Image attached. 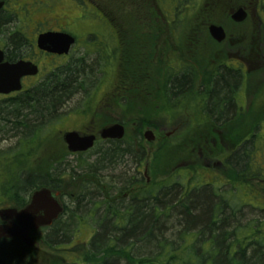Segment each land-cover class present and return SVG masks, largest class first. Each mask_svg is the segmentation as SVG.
Returning <instances> with one entry per match:
<instances>
[{
	"label": "trees",
	"instance_id": "obj_1",
	"mask_svg": "<svg viewBox=\"0 0 264 264\" xmlns=\"http://www.w3.org/2000/svg\"><path fill=\"white\" fill-rule=\"evenodd\" d=\"M4 1L8 4L10 0ZM99 9L96 13H101L99 15H103L107 22L102 26L94 25L93 31H105V24H110L112 32L115 29L112 13L102 5ZM147 9L145 11L144 8L143 11L148 18ZM153 16H157L155 8L151 15L153 27L162 29L160 25L155 26L157 23L153 21ZM14 17L16 18V14L2 17L1 21L6 24ZM203 17L204 20L196 21L185 31H204L199 26L214 22L206 20L213 19V16ZM255 27L253 30H256ZM163 28L170 31L166 25ZM173 28L177 30L178 26L174 25ZM154 31L155 34H149L146 38L136 31L122 34L118 86L119 90L126 93L122 99L123 108L128 111L136 109L142 114L141 111H146L150 104L161 101L172 116L171 124L175 130L185 123L186 116L191 113L195 122L194 129H202L206 123L224 129L227 116L234 109L230 97L238 76L228 71L221 72L213 85L206 71L193 70L187 61H184V74H180L178 43L176 47L174 44L167 46V39L164 38L158 49L160 39L158 40L157 35L162 33ZM128 33L132 36H127ZM14 41L18 44L20 38L16 36ZM184 58L193 61L186 54ZM108 60L106 55L105 66L109 64ZM52 69L47 78L26 87L0 104V129L10 127L16 132L13 134L19 135L15 146L0 149V207L20 208L29 202L30 195L37 189L49 187L65 192L68 186L62 177H58L62 175L53 176L70 153L58 130L50 131L49 126L60 119L61 109L79 91L87 88L84 77L87 66L80 59L76 65L69 63ZM260 93L264 95V86ZM140 96L145 101L139 100ZM262 102L264 101L260 103ZM189 111L191 112L188 113ZM140 114L136 118L134 144L131 145L136 147V157L141 163L146 156L142 147L145 128L158 130L161 126L155 120L141 117ZM48 121L50 124H47ZM108 121L116 120L107 119L106 122ZM122 122L126 125L125 121ZM189 122L192 123L193 120ZM263 122L264 105L260 106V127ZM188 127L191 128L192 124H188ZM121 142L109 141V147L101 149L100 166L103 167L104 162L105 166L128 162L125 157L130 156L131 149L123 148ZM175 145L171 138L162 134L151 153V160L149 157L146 164L147 172H151L153 180L145 182L143 178L139 179L134 175L136 179L130 186L133 188L132 196L128 201L121 197L119 209L112 196L108 198L105 194L113 191L99 192L102 181L97 172L80 173L73 171L74 166L72 167L67 176L80 186L77 207L86 203L92 207L88 214L92 224L88 223L87 217H75L78 230L87 224L96 227L88 251L82 253L81 258L76 259L73 264H264V220L253 219L244 224L239 217L246 204H255L243 201L241 197L244 192L261 198L260 205L255 204V207L264 213V185L261 184L264 174L261 169L260 193L256 186L252 187L259 175H253L250 167L240 177L232 173L233 186L225 189L217 186L216 180L209 182L200 179L196 170H180ZM202 145L204 151L209 147L207 141ZM140 147L142 149L137 152ZM244 154L245 149L238 151L234 155L235 161L243 162ZM220 157L223 158V155ZM100 166L97 164L96 170ZM233 181H237L239 185ZM87 187L92 189L89 193L84 192L85 189L88 190ZM126 190L127 188H122L121 192ZM94 198L99 200L95 201ZM236 200L239 202L234 204ZM72 235L67 232L60 234L54 229L49 245L54 248L67 237H73ZM26 249L29 248L18 239H0V264H31L35 252L30 249L27 256ZM55 262L65 264L59 259Z\"/></svg>",
	"mask_w": 264,
	"mask_h": 264
},
{
	"label": "rangeland",
	"instance_id": "obj_2",
	"mask_svg": "<svg viewBox=\"0 0 264 264\" xmlns=\"http://www.w3.org/2000/svg\"><path fill=\"white\" fill-rule=\"evenodd\" d=\"M193 1L194 3L191 2V4H194L195 6H198L200 4V0ZM95 2H97L99 5L107 7L112 13V24L115 27V29H113L115 32L117 31L118 40L116 39V35H114L113 33L106 35L104 37V40L105 43L108 44H104L102 46L104 48V52L102 53H100L96 49L91 50L87 48L83 43V39H81L79 43H77V45L73 48L71 52V58L69 59L70 56L67 57V63H73L76 65L78 63V59L84 57L83 64L87 66V69L84 73L87 88L81 92L79 91V93H77L71 99L70 103L61 109L60 119L57 120L56 123H52L53 125L51 124L49 126V130H58L57 132L61 136V139L63 141V133L65 131H76L78 128H83L86 123L90 122L92 112L96 111L97 107H99L101 111L102 109H104V113L103 122L98 120L100 121L97 122L98 124L104 125V123H107V119L125 121L128 135L124 139V141L121 142V146L123 148L129 147L131 149V154L133 155V157H125L128 162L119 163V165L117 166H105L104 162L102 163V167L99 164V161H101L102 157L100 151L101 149L108 148L109 145H107L108 142L101 141L97 146H95L86 154L79 153L75 155H67L65 162L58 167V170L56 172H54V174L56 173V175H54L53 177L62 175L58 177H62L66 181V185H68L66 186L65 193H63V201L66 204L67 210L62 215L60 220L56 223L54 228L45 230L44 234L49 236L53 233L54 229H56V231H59L60 234H65L66 232L67 234H73L72 238L75 243L70 246V259L72 260L70 261L71 264H73L76 259L81 258L82 253L86 251L84 244L79 245V242L77 241H91L90 239H92L94 234L96 233V227L92 226V228L89 226V224L82 226L81 230H78L75 217H77V215V218L87 217L88 223L92 224V219L88 215L89 213H91L92 207L89 205V203L83 204L80 208L77 207L78 196L80 197V186L77 181H73L71 177L67 176L72 171L71 169L73 166V171L75 170L80 173L84 171L97 172L98 178L102 181L101 189L99 191L100 193L106 191H115L117 182L120 184V186H123L125 183H128L129 179L134 175H136V177H138L139 179L143 178L145 182H148L147 178L151 181L153 180V177H151V172H149L147 175L145 174L146 161L149 157V160H151V153L153 152L154 148H156V144L159 143V139L162 135L161 131L159 130L164 128L163 132L165 133H163V135L170 134V136L167 137L171 138V140L176 144L174 146V150L178 152V154H176V159L179 162L178 166L180 170H196L195 173H199L200 179L209 180V182H211V180H216L217 186H222L225 189L230 188V181L228 180L226 173L227 171L224 167L225 160L220 157L221 155L225 156L226 153V148L223 147L224 144L222 146V141H225V130L216 129V127H214L211 123H206L204 126H202V129H194L195 122L193 119V114L191 113L190 115L188 114L186 116L185 119L187 120L185 121V123L182 124V126L178 130L174 131L171 124L172 116L170 115V112L166 108L164 103L161 101H156L154 104H150L146 111H141L142 114H140V112L136 109H131L130 111L125 110L122 106V102H124L122 99L126 95V93H124L122 89L119 90L118 86V78L120 73L119 45L123 36L122 34L128 31H136L139 32L140 34H138L142 35L143 38H146L149 34H155L154 30H156L162 33L160 35H157L158 40L160 39L158 41V49L161 47L162 40L164 38L167 39V46L169 44H174L175 47L178 45L177 43L180 44V41H176L179 39H173L171 37V29L170 31H168L163 28L162 23L157 19L159 18V14H157V16H153V21L157 23V25L155 26L160 25L162 29L153 27V23H150L149 19L143 11L144 8L146 11V8L148 7L146 4L147 2H149L148 0H95ZM54 3H56L55 0H10L8 5H6V7L1 12V16L3 18H7L9 15L12 16V14H16V18L14 17V19H12L9 23L4 24V28L2 30L3 34L18 32L20 30L24 32H32L36 23L35 21H37L38 19L44 18V20L42 21H49V17H44V10L51 11L52 9H54ZM186 6V2L182 1L179 8V12L186 10L187 12H185V16H188L190 19L189 20L185 17V20L183 21V25L181 27L182 31L189 29L196 22V19H193L194 14L190 13V7ZM92 10L93 9H90V11ZM98 14L100 13L98 12ZM49 16L51 15L49 14ZM105 28L107 29L105 30L106 32H110L111 25L105 24ZM93 29H95L94 25L88 24L82 28L80 27L73 30L82 33V31H93ZM250 29L252 30L249 31H255L253 30V28ZM127 36H132V34L128 33ZM116 44H118V47L114 46ZM28 48L29 47H25L26 50ZM103 55L108 56L109 64L107 66H105L106 63L104 62ZM171 58L175 59V57L172 55ZM59 60H63L62 63L66 62V60L64 59ZM43 69L45 70L40 77H43L46 74V71H48L45 67H43ZM36 80L37 79L31 80L26 83L31 86ZM114 89L116 94H119L118 96H112ZM102 94L104 95V101H100V98L103 96ZM260 97H262L261 93ZM139 100L145 101V99H143V96H140ZM7 101L8 100H4L2 97H0V104ZM261 101H264V99L260 100V102ZM98 102H100L99 105ZM116 102L119 105L112 106L113 104H116ZM263 105L264 104L260 106ZM190 112L191 111H189L188 113ZM139 114L141 117L146 116V118L150 120H155L157 123H159L158 125L161 126L158 130L153 129L155 134L157 135L154 142L150 144L146 140L142 142V147L146 152V156L141 163L139 162V158L136 157V147L133 148L131 145L134 144L133 138L136 131V118ZM191 119L194 123L189 122V120ZM47 124H50V121H48ZM188 124H192V127L189 128ZM13 133L16 132L13 131L10 127H7L6 129H0V149H7L17 144L19 135ZM205 134H207V136H204ZM192 141L194 142L192 143ZM206 141L209 143V147L204 151L202 144ZM259 143L260 152L255 155V160L259 164L261 172L264 174V122L261 123L260 127ZM139 149L141 150L142 148H138L137 152H139ZM97 164L100 166L99 170H96ZM126 165L127 168H125ZM253 168L255 169V166ZM234 177L237 176L234 175ZM240 181H242V179H240ZM236 184L239 185L238 182ZM261 184L264 185V181H261ZM258 185L259 184L257 181H254L252 183V187L256 186L258 192L260 193L261 188ZM87 189L88 190L85 189L84 192L89 193L92 190L90 187H87ZM28 195L29 194H27V196ZM254 196L255 195L250 192H244L242 193L241 198L243 199V201H245V203H255L257 205H260L259 202L261 203V198H255ZM94 200L98 201L99 198H94ZM128 200L129 198L127 199V201ZM237 202L239 201H234V204H237ZM255 204L254 206L246 204L244 206L245 208L243 209V213H240L239 217L242 218L244 224L248 221H252L253 219L264 220V213H261L260 209L255 207ZM51 248L52 247H49V249H45L47 252H42V254H40L38 258L35 257L34 261L31 264H55L56 259H54L53 257H47L48 252H50L49 250ZM65 249H67V246L59 247V250H56L55 253L58 255L61 254L60 251L66 253Z\"/></svg>",
	"mask_w": 264,
	"mask_h": 264
},
{
	"label": "flooded vegetation",
	"instance_id": "obj_3",
	"mask_svg": "<svg viewBox=\"0 0 264 264\" xmlns=\"http://www.w3.org/2000/svg\"><path fill=\"white\" fill-rule=\"evenodd\" d=\"M148 1L149 2L146 4L148 6L147 11L149 13L148 19L150 22L152 23L151 15L153 9L155 8V12L159 14V18H157L158 21H160L162 25H166L171 29L170 35L173 39H179L178 41H180V44L178 43V52L182 53H178V62H180L178 66L180 74H184L183 68L186 66L184 61H187L193 70L199 69V71H206L208 78L213 85L215 78L218 77L221 72L228 71L238 76V81L235 84L234 89H231L230 97V100L234 105V109L231 110L226 119L224 141L226 153L224 156V167L227 171L226 173L228 180L230 181V187L233 186L231 179L232 173H235L238 177H240L249 167L251 168L250 171L253 175H259L256 177V181L259 184L258 186H260V168L259 164L255 160V155L260 152V100L264 99V95H261L262 97H260V91L264 86V0H200V4L198 6L191 4V2L194 3L193 0ZM182 1L186 2V7H190V13L194 14L193 19H196L197 22L204 20V15L208 18L213 16V19L206 20H213L214 22H209L208 24H206V22L204 25L199 26L201 29H204V31H182L181 27L185 17L189 19L188 16H185V12H187L186 10L179 12ZM55 2L56 3L53 4L54 9L51 11L44 10V17H49V21H42L44 18L38 19L35 21L36 23L32 32H24L21 30L18 32L4 34L3 31L0 32V48L4 52L3 62L15 63L20 60H26L34 62L40 68V72L37 76H28L23 79V89L29 86L26 83L28 81L37 79L33 83L36 84L37 82H41L43 79L47 78L52 72L53 67L56 68L63 64H69L67 63V57L70 56L69 59L71 58L73 48L81 39H83V43L87 48L91 50L96 49L100 53L104 52V48L102 46L104 44H108L105 43L104 40L106 35L113 33L116 35V39L118 40L117 31L115 32L114 30L112 32L82 31V33L73 30L80 27L82 28L88 24L102 26L105 22H107L103 15L96 13L100 10V5L95 2V0H55ZM5 4L8 5L7 3ZM241 8L246 10L248 18L243 22H237L234 20L233 15ZM90 9L93 10L90 11ZM2 11L3 9L0 11V25L3 30L4 24L1 21ZM49 14L52 17L49 16ZM219 19L222 20L221 24H219ZM216 20L218 22H216ZM214 23H218V25L223 26L226 32L224 40L217 41L212 37L209 27ZM174 25L178 26L177 30L173 28ZM254 26H256V30L249 31V28H253ZM46 32L68 33L74 37V45L68 53L62 54L43 50L38 46V38L41 34ZM16 36L20 38V43L18 44L14 41V37ZM114 46L118 47V44ZM25 47L29 48L26 50ZM185 54L190 56L193 61L190 59L186 60V58H184ZM59 59H64L66 62L62 63L63 60L60 61ZM80 59L84 60V57ZM80 59H78V61ZM201 62L202 64L200 65ZM43 67H45L48 71H46V74L43 77H40L45 70ZM15 94L16 93L0 95V97L4 100H8L13 98ZM118 95L119 94H116L114 89L112 96ZM100 101H104V95L100 98ZM99 104L100 102H98V105ZM114 105L119 104L116 102V104H113L112 106ZM103 113L104 109L101 111L100 108L97 107L96 111L92 112L90 122L86 123L83 128H78L76 130L83 136L93 134L96 135L94 147L101 141H123L104 139L101 137V130L105 126L115 122H121V120L113 122L108 121L107 123H104V125H100L97 122H103ZM92 149L81 152H70V155L79 153L86 154ZM241 149H245V158L243 162L237 163L234 159V155ZM130 156L133 157L132 154H130ZM254 166L255 169L253 168ZM135 179L136 177L134 178V176H132V178L129 179V185H124L123 187L117 182L115 191L105 193L108 198H111L112 196L114 204L118 209L120 208L122 199L131 198L133 188H130V186L132 184L131 182H134ZM149 181L150 179H148V182ZM122 188H127V190L122 193ZM60 193V201L64 206V212L56 219L57 221L55 220L56 222L54 221L52 225L42 226L30 232V236L35 241L34 246L31 247L18 238L5 239L10 241L13 239L20 240L27 248H29L26 249V255L29 254L30 249L34 250V258H38L42 252H47L45 249H49V247H51V245H49V238L51 234L48 236L44 234V232L45 230L53 229L55 223L60 220L62 215L67 210L66 204L63 201V193L65 192L60 191ZM28 204L20 208H14L21 210ZM10 221L11 220L3 221L0 219V222L2 223ZM77 242H79V244H84V247L86 248V251L84 252L88 251V244H90V241L83 242L80 240ZM74 243L75 242L71 236L67 237L65 240L59 242L56 247L51 248L47 257H53L54 259L61 260L63 263L71 264L70 246ZM62 246H67V249H65L66 253L60 251L61 254H56L55 251L59 250V247ZM85 254L87 255V253Z\"/></svg>",
	"mask_w": 264,
	"mask_h": 264
},
{
	"label": "water",
	"instance_id": "obj_4",
	"mask_svg": "<svg viewBox=\"0 0 264 264\" xmlns=\"http://www.w3.org/2000/svg\"><path fill=\"white\" fill-rule=\"evenodd\" d=\"M4 6V1H0V9ZM247 17V12L241 8L233 15L234 20L243 21ZM1 29V26H0ZM212 36L222 41L226 37L222 26L211 25ZM74 37L64 32H47L39 37L40 48L56 53H68ZM4 52L0 49V94H9L19 91L23 87L22 79L25 76L37 75L39 67L31 61L20 60L15 63L3 62ZM126 129L124 124L117 122L105 126L101 130V137L104 139L122 140ZM148 141L155 139L153 130L145 131ZM64 141L71 152H81L91 149L96 140V135H81L78 131H67L63 135ZM60 192L49 187H42L34 191L29 204L19 210L14 207L0 208V219L3 221L11 220L0 226V239L18 238L34 246L35 241L30 236L32 230L42 226H50L63 213L64 206L60 201Z\"/></svg>",
	"mask_w": 264,
	"mask_h": 264
},
{
	"label": "clouds",
	"instance_id": "obj_5",
	"mask_svg": "<svg viewBox=\"0 0 264 264\" xmlns=\"http://www.w3.org/2000/svg\"><path fill=\"white\" fill-rule=\"evenodd\" d=\"M0 226H3V223L2 222H0ZM27 259V258H26Z\"/></svg>",
	"mask_w": 264,
	"mask_h": 264
}]
</instances>
